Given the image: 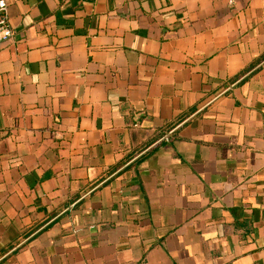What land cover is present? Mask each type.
I'll use <instances>...</instances> for the list:
<instances>
[{"label":"crops","instance_id":"obj_1","mask_svg":"<svg viewBox=\"0 0 264 264\" xmlns=\"http://www.w3.org/2000/svg\"><path fill=\"white\" fill-rule=\"evenodd\" d=\"M7 18L0 264H264V0Z\"/></svg>","mask_w":264,"mask_h":264},{"label":"built area","instance_id":"obj_2","mask_svg":"<svg viewBox=\"0 0 264 264\" xmlns=\"http://www.w3.org/2000/svg\"><path fill=\"white\" fill-rule=\"evenodd\" d=\"M8 0H0V42L8 41L12 36V29L7 18ZM165 135V139H168Z\"/></svg>","mask_w":264,"mask_h":264}]
</instances>
